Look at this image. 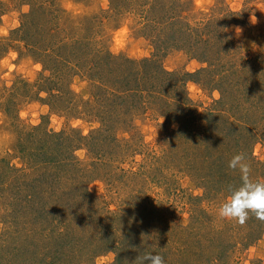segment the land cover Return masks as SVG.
<instances>
[{"label": "trees", "instance_id": "trees-1", "mask_svg": "<svg viewBox=\"0 0 264 264\" xmlns=\"http://www.w3.org/2000/svg\"><path fill=\"white\" fill-rule=\"evenodd\" d=\"M246 1L248 4L241 12L226 9L221 15L212 10L207 16L193 10L192 0H109L113 15L133 18L136 30L141 29L152 46L151 56L141 59L114 54L104 46H100L103 49L93 48V43L99 46V41L102 42V19L89 14L65 16L67 13L60 0H34L26 15L27 21L14 35L33 56L42 59V88L34 93L46 92L63 98L69 108L76 102L71 97L75 92L70 86L72 81L63 79L71 74L73 78L81 75L88 80L92 94L83 102V110L100 123L89 137L95 145H102L101 151L105 154L94 158L112 165L114 170L109 172L116 176L115 165L119 160L134 159L137 155L152 160L153 164L165 159L164 156L173 157L174 165L180 167L181 172L188 169L187 175L200 181L202 189H215L218 195L240 183L239 172L228 167L236 153L245 155L253 178L264 180L263 164L254 154L255 144L264 143V54L235 60L237 46L229 30L231 22L249 16L254 0ZM177 48L205 66L196 72L169 71L162 58ZM72 53L77 57L76 62L70 60ZM207 71L217 77L218 87L224 94L218 106L225 98L228 100L221 108L225 111L214 106L200 113L187 95L181 96L185 94L188 80ZM63 85L69 90L61 88ZM29 95L32 94L26 96ZM151 105L152 110H158L157 114L167 118L166 124L180 123L178 129L169 127L164 155L144 149V136L137 127L140 115L150 111ZM10 108L5 107V113L13 122H20V116H12ZM199 115L204 116L199 119ZM201 120L206 121V125L208 122L209 127L203 137L205 130L192 128ZM28 131L25 142H21V147L24 146L20 150L24 163L21 168L0 158V215L6 225L0 235V264H16V257L23 260L22 264H45L48 259L58 264H72L81 255L82 245L79 244L86 239L91 241L85 229L87 221L98 224L96 230L104 229L105 233L103 238L92 237L91 243L100 241L99 247L90 250L93 257L111 251L115 254L112 264L131 261L135 264L136 260L125 256L131 244L128 235L139 236L138 230L143 227L150 228L147 233L155 229L162 237L161 242L154 241V248L151 246L147 252L162 255L165 264H169L164 249L167 245L173 247L168 239L175 227L163 219L164 208L159 216L152 215L148 195L146 206L136 207L138 219L132 218L131 222L143 223L140 219L147 217L146 220L153 218L151 224L140 223L138 230L131 227L133 233L126 235L124 228L111 222L103 211L102 216H96L99 210L87 205L84 199L89 197L90 191L76 151L87 146V137L75 128L57 132L41 125ZM119 170L126 178L134 174L132 169ZM146 179L152 186L161 183L159 178ZM114 184V180L109 182L112 190H115ZM204 195L208 194L197 199L203 200ZM199 207L205 211V206ZM210 216L209 224L202 219L195 224L179 225L180 232L190 235L185 238V251L192 255L185 258L180 254V263L237 264L232 258L237 247H248L264 237V221L251 213L243 225L233 221L228 228L220 227L214 215ZM124 222L126 224L127 219ZM165 240L168 244H164Z\"/></svg>", "mask_w": 264, "mask_h": 264}, {"label": "rangeland", "instance_id": "rangeland-1", "mask_svg": "<svg viewBox=\"0 0 264 264\" xmlns=\"http://www.w3.org/2000/svg\"><path fill=\"white\" fill-rule=\"evenodd\" d=\"M33 2L34 0H0V158L4 157L15 167L21 168L24 165L21 157L22 153L20 152L24 146L21 147V142H25L29 128L42 125L57 132L70 131L75 128L87 137V146H82L76 151L81 160V167L85 170L83 178L86 180L87 189L90 191L88 192L90 194L89 197L86 196L84 198L85 201H88L86 204L99 210L96 216H102L103 211L106 216L111 218V222L122 226L127 235L128 232L133 233L130 229L131 227L139 229L138 226H140L141 222H138V224L136 222V226L131 222V219H138L136 217V207H145L147 196L149 195L151 203H148V205L154 210H151L152 215L158 214L159 216L161 209L164 208L162 209L164 210L162 212L163 219L168 220L175 227L174 232H171L168 239L173 247L170 248L167 245L164 249L169 259L168 263L182 264L180 263V254L185 258L192 255L186 254L185 251V248H187L185 245L187 239L185 238H189L190 235L180 232L179 225L195 224L202 219H205L204 222L209 224L212 221L210 215H214L217 221L216 224L220 227L228 228L233 221L222 219L217 211L219 204L226 198L227 193L218 192L217 195L215 189L211 188L212 191L202 189L200 181L187 175L188 169L185 172H181L180 167L174 165L173 157L164 156L165 159L160 160L156 164H153L150 159L145 160L143 155H137L134 159L132 157L121 159L119 164L115 165L118 168L115 171L116 176L113 172H109L114 170L112 165L94 158L100 154L104 155L105 151H101L102 145H95L89 137L92 135V131L100 126V123L94 115H88L83 110V106L85 107L83 102L89 100L92 94L88 80L81 75H76L73 78L71 74L63 79L66 82L72 81L70 86L75 92V95L71 97L76 102L69 108V104H65L66 100L63 98H56L46 92L40 95L34 93L42 88L40 87L42 84L40 83V77L44 72L42 59H39L38 56H33L30 49L23 42L16 40L17 36L14 35V32L22 29L24 22L27 21L26 15L31 11ZM246 4H248L246 0H192L191 5L196 13L209 16L207 13L212 10H217L221 15L224 14L222 11L226 9L232 12H241ZM60 5L66 10L67 14L65 16L80 17L89 14L90 16L95 15L98 20L102 19L100 25L102 42L99 41V46L93 43V48L103 49L100 46H104V48L114 54H122L133 59L151 56L152 46L143 37L141 29L136 30L134 19L128 16H114L110 9L109 0H60ZM198 16L202 17L201 15ZM229 30L237 46L234 56L235 60L237 58L244 59L263 55L264 0H254L249 16L242 20L231 22ZM7 44H10V47H7ZM70 57V60L76 62L77 57L73 53ZM79 57L82 56L79 55ZM162 62L169 71L178 72H196L205 66L180 48L171 49L162 58ZM218 85L217 77L213 72L207 71L195 75L193 80H188L185 94H181V96L187 95L193 104L198 107L199 112L202 113L206 108L217 107V102L224 98V94ZM61 88L69 90L65 85ZM27 93L33 96H26ZM224 101L228 102L226 98ZM225 102L218 106L220 110H224L221 108L225 105ZM5 107H11L10 114L12 116L17 114L20 116L21 121L13 122L10 119L11 117L5 113ZM150 109L147 113L140 115L137 127L144 136V149L147 152L151 151L153 154L164 155V151L168 147L165 139L168 138L169 127L178 129L180 123L175 122L172 126L166 124L167 118L164 115L157 114L158 110L156 112L152 110V105ZM203 116L199 115V119ZM205 123L206 121L201 120L192 126L198 131L205 130L202 133V137L204 134L207 135L209 129L208 122L207 125ZM126 135L129 136V134ZM92 144H94V148ZM254 154L257 161L263 164L262 167H264L263 142L255 144ZM119 168L132 169V172L134 171L132 178L124 177V173ZM116 177L118 180H116ZM148 177L150 179L159 178L161 181L160 186L148 184L146 181ZM119 178L121 181H119ZM111 180L115 181V190H112L109 185ZM203 194L208 195L201 196L203 200H198L197 196ZM154 198H157V202ZM200 205L205 206V211L200 210ZM146 218L140 219L143 222L141 224H151L153 218H149V220H146ZM126 219L127 225L124 222ZM225 222H228L226 223L227 225ZM130 224L132 226H128ZM197 225L198 223L191 226V228L193 229ZM85 227L91 241L93 240L92 237L103 238L105 236L104 229L96 230L98 224L93 225L90 221H87L85 222ZM5 229L6 225L0 215V235ZM149 229L142 227L138 230L140 232L139 236L134 233L128 235L131 244L125 256L128 259L132 257V259L136 260L135 264L141 263L140 258L147 253V249L152 244H155L154 241L161 242L162 240V237L157 234L155 229L147 233L146 231ZM91 241L86 239L85 242L79 244L80 246L82 245L81 255L72 264H79V261L83 258L86 259H84L85 261L82 264H112L115 254L111 251L101 252L94 255V257L92 256L91 248L98 246L97 244L100 241L96 240L93 243ZM164 244H168L166 240ZM177 249L178 251L174 253L173 251ZM232 258L237 264H264V237L254 241L248 247L243 248L239 245L236 252L232 254ZM14 260L16 264L20 262L22 264L23 262L22 259L17 257ZM45 264L58 263L48 259ZM128 264H132V261L128 262Z\"/></svg>", "mask_w": 264, "mask_h": 264}, {"label": "clouds", "instance_id": "clouds-1", "mask_svg": "<svg viewBox=\"0 0 264 264\" xmlns=\"http://www.w3.org/2000/svg\"><path fill=\"white\" fill-rule=\"evenodd\" d=\"M228 167L239 172L240 183L227 189L226 198L218 206V215L241 225L250 213L264 221V180L252 177L251 166L243 153L234 154ZM140 259L141 264H165L162 255L152 252L145 253Z\"/></svg>", "mask_w": 264, "mask_h": 264}]
</instances>
